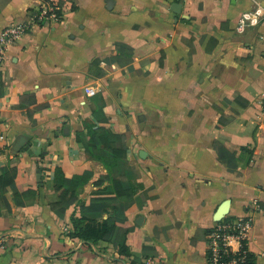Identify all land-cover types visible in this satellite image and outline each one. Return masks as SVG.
I'll list each match as a JSON object with an SVG mask.
<instances>
[{"label": "crops", "instance_id": "0c3cea01", "mask_svg": "<svg viewBox=\"0 0 264 264\" xmlns=\"http://www.w3.org/2000/svg\"><path fill=\"white\" fill-rule=\"evenodd\" d=\"M39 2L0 0V31ZM72 2L63 21L11 44L0 67L9 141L0 167L16 169L20 192H36L24 205L0 196V264H130L106 242L68 236L82 204L114 194L110 160L94 151L96 126L124 136L138 185L119 222L133 264H208L226 202L231 214L253 216L249 250L264 264V26L235 32L264 0H184L180 12L161 0ZM60 175L82 178L64 212L52 206Z\"/></svg>", "mask_w": 264, "mask_h": 264}, {"label": "trees", "instance_id": "16d2710c", "mask_svg": "<svg viewBox=\"0 0 264 264\" xmlns=\"http://www.w3.org/2000/svg\"><path fill=\"white\" fill-rule=\"evenodd\" d=\"M90 131L91 139L95 143L94 151L96 154L100 157H108L110 160L108 167L114 173V178L112 179L113 188L110 190V193L114 194L97 196L91 200L90 204H82L81 210L83 215L77 216L73 214V230L68 236L83 241L90 247L100 241L106 242L115 248L121 259L133 264L129 260L131 251L126 245L125 228L119 224V222L125 220L126 211L135 203L138 193V185L130 181L134 174L133 169L125 159L127 148L124 144V136L103 126H96V128H92ZM100 143H103L107 150H99ZM216 147L220 156L224 157L226 154L228 162L231 165L235 164L234 157L230 160L232 154L229 151L217 144ZM16 173L15 168L9 166L0 167V196H4L10 206L11 201L16 205H24V199L36 193L34 190L20 192L15 183ZM107 177L111 179V176ZM81 184L82 178L80 176L70 178L60 175L55 184V190L60 200L52 205L53 208L64 212L66 208L74 204L78 200V189ZM10 192H13V196L9 195ZM89 214L102 215L104 217H89ZM234 219V215H228L219 224L228 223ZM212 231L213 228H211L210 233ZM148 257L151 256H147L146 258ZM249 257L252 259V264H256L252 252L249 253ZM142 264L146 263L143 262Z\"/></svg>", "mask_w": 264, "mask_h": 264}, {"label": "built area", "instance_id": "2783aa9c", "mask_svg": "<svg viewBox=\"0 0 264 264\" xmlns=\"http://www.w3.org/2000/svg\"><path fill=\"white\" fill-rule=\"evenodd\" d=\"M161 1L172 2L174 4L182 3L184 0ZM72 8V0H40L37 6L28 9L27 19L4 27L0 31V67L6 58L11 44L20 40L36 26L63 21ZM260 26H264V3L258 2L252 10L241 14L235 26V32L244 34L249 29ZM94 93V89L91 88L89 94L93 95ZM262 105L264 107V95L262 97ZM8 145V137L0 127V154L8 148ZM228 215L233 214L229 213L225 217ZM220 221L215 223L212 227L213 231L208 235L207 263L252 264V259L249 257V253L251 252L249 250V241L254 228L253 216L249 214L235 216L234 220L223 224H219ZM6 243L4 238H0V249L5 248ZM145 263L157 264L153 258H148Z\"/></svg>", "mask_w": 264, "mask_h": 264}, {"label": "water", "instance_id": "95a60500", "mask_svg": "<svg viewBox=\"0 0 264 264\" xmlns=\"http://www.w3.org/2000/svg\"><path fill=\"white\" fill-rule=\"evenodd\" d=\"M174 5H177L178 6V8H174V10H176L177 12H180L181 9H182V4L175 3ZM227 204H228L227 202L224 203V204H222L220 206V208L218 209L217 214H216V217H215V221L216 222L222 220L227 214L230 213V211L228 210Z\"/></svg>", "mask_w": 264, "mask_h": 264}]
</instances>
